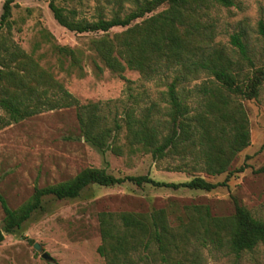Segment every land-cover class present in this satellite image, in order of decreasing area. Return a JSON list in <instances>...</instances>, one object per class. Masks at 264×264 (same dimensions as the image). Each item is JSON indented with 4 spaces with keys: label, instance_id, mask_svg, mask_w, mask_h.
I'll return each instance as SVG.
<instances>
[{
    "label": "trees",
    "instance_id": "1",
    "mask_svg": "<svg viewBox=\"0 0 264 264\" xmlns=\"http://www.w3.org/2000/svg\"><path fill=\"white\" fill-rule=\"evenodd\" d=\"M14 1L5 0L0 15V110L4 112L0 129L44 111L74 106L80 135L102 151L121 154L115 142L122 134L131 152L148 153L155 161L177 158L179 163L166 166L167 171L186 172L190 166L210 176L226 172L227 176L221 182L195 174L188 181L164 182L147 174L116 177L104 168L86 167L67 180L34 187L30 197L15 209L0 196L4 214L0 242L29 219L45 197L74 199L92 185L131 182L207 192L225 185L232 160L250 143L247 115L238 99H255L264 87L262 20L257 24L261 47L260 64L256 65L242 33L230 35L239 56L234 60L214 42V24L205 20L211 6L229 7L232 0H95L96 15L91 20L78 18L75 11L66 12L50 0L48 7L59 25L76 33L99 34L90 40L91 48L118 77L124 78L126 69L137 71L145 80L171 76L164 110L156 103H136L112 115L104 112L100 102L80 104L52 73L9 42L3 31L10 30ZM127 3L131 8L124 12ZM106 6H111L109 17L103 11ZM116 27L122 30L110 34ZM52 48L69 56L72 64L78 62L72 48L55 44ZM242 62L248 64V73H243ZM201 72L212 79L190 89L181 87ZM257 171L264 172V166ZM233 203L234 212L229 216L212 215L206 204L184 205L174 224L165 208L100 211L97 253L104 264H197L201 248L238 258L264 244V220L252 216L236 199Z\"/></svg>",
    "mask_w": 264,
    "mask_h": 264
},
{
    "label": "rangeland",
    "instance_id": "2",
    "mask_svg": "<svg viewBox=\"0 0 264 264\" xmlns=\"http://www.w3.org/2000/svg\"><path fill=\"white\" fill-rule=\"evenodd\" d=\"M5 0H0V15ZM50 0H15L11 10L10 43L29 54L48 70L80 104L100 102L105 113L121 114L125 106L156 103L164 110L166 84L171 76L143 79L137 71L126 69L124 78L104 67L90 40L95 33H76L59 25L48 7ZM66 12L75 11L78 18L93 19L95 0H52ZM229 7L213 5L207 22L215 27L214 42L222 45L231 57L239 58L230 43V35L242 33L252 61L259 65L261 39L257 24L264 22V0H232ZM111 6L104 8L107 17ZM131 8L125 4L124 12ZM161 9V8H160ZM158 9L157 11H159ZM116 27L110 34L121 31ZM52 44L67 46L75 51L78 62L57 54ZM243 73L250 68L241 63ZM204 72L181 84L185 90L209 81ZM247 115L250 143L236 154L225 185L207 192L187 188L171 189L150 184L137 186L124 182L109 187L92 185L74 199L57 200L45 197L39 209L19 229L6 233L0 242V264H104L97 253L100 244L97 213L100 211L149 212L165 208L171 224L176 222L184 205L206 204L212 215L229 216L234 212L233 200L245 207L255 218L264 220V87L255 99H238ZM76 108L67 107L41 112L0 129V196L12 209L24 203L34 187L67 180L86 167L104 168L108 173L125 175L147 174L164 182L188 181L192 174L210 182H221L227 172L210 176L186 167V172L167 171L166 166L179 163L177 158L153 160L142 151L131 152L122 134L115 144L121 154L102 151L80 135ZM4 112L0 110V116ZM244 166L243 171H237ZM189 171V172H187ZM0 204V226L3 219ZM38 243L41 251L33 247ZM47 253L50 259L41 257ZM197 264H264V244L244 252L240 257L201 248Z\"/></svg>",
    "mask_w": 264,
    "mask_h": 264
},
{
    "label": "water",
    "instance_id": "3",
    "mask_svg": "<svg viewBox=\"0 0 264 264\" xmlns=\"http://www.w3.org/2000/svg\"><path fill=\"white\" fill-rule=\"evenodd\" d=\"M33 247L36 250L41 251V247H40V245L38 243H34ZM41 257L44 258V259H50V256L47 253H45V252L41 253Z\"/></svg>",
    "mask_w": 264,
    "mask_h": 264
}]
</instances>
